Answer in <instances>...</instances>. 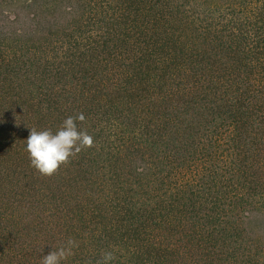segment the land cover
Segmentation results:
<instances>
[{"label":"trees","instance_id":"obj_1","mask_svg":"<svg viewBox=\"0 0 264 264\" xmlns=\"http://www.w3.org/2000/svg\"><path fill=\"white\" fill-rule=\"evenodd\" d=\"M83 113L53 175L31 128ZM264 264V0H0V264Z\"/></svg>","mask_w":264,"mask_h":264},{"label":"clouds","instance_id":"obj_2","mask_svg":"<svg viewBox=\"0 0 264 264\" xmlns=\"http://www.w3.org/2000/svg\"><path fill=\"white\" fill-rule=\"evenodd\" d=\"M85 119V115L79 113L66 118L55 131L31 128L26 140V150L29 153L32 167L40 174L50 176L83 149L92 147L94 137L80 127V123ZM78 247L76 240L68 239L58 249L42 255L40 264H65L75 254V249ZM115 259L114 251H106L99 264H113Z\"/></svg>","mask_w":264,"mask_h":264}]
</instances>
